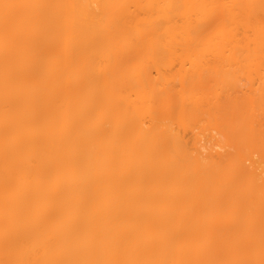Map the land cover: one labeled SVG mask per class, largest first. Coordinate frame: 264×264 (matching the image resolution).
<instances>
[{"label":"bare ground","instance_id":"obj_1","mask_svg":"<svg viewBox=\"0 0 264 264\" xmlns=\"http://www.w3.org/2000/svg\"><path fill=\"white\" fill-rule=\"evenodd\" d=\"M0 264H264V0H0Z\"/></svg>","mask_w":264,"mask_h":264}]
</instances>
